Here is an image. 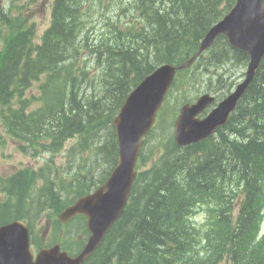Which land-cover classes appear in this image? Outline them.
I'll use <instances>...</instances> for the list:
<instances>
[{
  "label": "trees",
  "instance_id": "trees-1",
  "mask_svg": "<svg viewBox=\"0 0 264 264\" xmlns=\"http://www.w3.org/2000/svg\"><path fill=\"white\" fill-rule=\"evenodd\" d=\"M219 1L164 0L152 18H149L143 33L146 36L129 32L131 28L121 32L119 31L121 23L118 22L116 26L110 27L116 35L108 47L99 41L97 35H93L90 46L97 51L98 58L104 63L102 71L104 77L100 84L102 96L97 97L95 101H88L85 111L80 110L82 112L76 111L75 105L72 104L74 115L71 117L66 115L69 104L60 106L63 98L70 97L73 102L78 93L86 94L85 98L94 96L91 94V88L94 89L96 83L84 73L81 77L68 79L66 85L57 92L56 98L47 97L46 117L48 119L54 117L49 120L46 129L51 150L58 149L62 141L60 131H66L65 127L70 129L71 135L78 134L85 138L86 143L93 145L100 141L97 135H93V131H102L100 128L103 127L98 119L99 110L104 111L107 95L110 94L114 99L113 105L106 119L102 120L108 144L102 146L101 151L96 154L97 161L108 163L111 154L109 131L111 132L114 110L121 105L129 90L156 64L163 59L169 62L181 61L196 51L199 40L208 26L214 22V13L219 12ZM63 2L60 6L58 25L51 32L57 43L46 42L32 48L29 53L25 52L23 42L15 43L10 47L3 63H0V96L4 94L0 100V115L7 121L11 117L10 128L15 127L12 134H22L17 128L24 127L27 130L29 124L24 123L22 113L12 116L10 100L14 99L8 92L9 86L20 83L24 86L29 77L36 79L46 71L63 72L68 69L66 64L72 62L77 42L71 31L82 30L84 38L82 41L87 39L84 36L86 30L82 27H87L88 19L80 21L76 19L74 24L69 23L72 8L67 2L70 3L72 0ZM104 23L109 27L106 17ZM26 38V34H21L17 36L16 41L22 39L27 41ZM222 41L218 40L217 43ZM120 46L122 48L119 50ZM139 47H144L147 51L138 50ZM55 48H61L64 52L56 56L59 52H55ZM86 48L89 46L86 45ZM104 48L107 52L117 50L114 51V55L108 54ZM222 50L224 54L220 53ZM222 50L216 52L214 47L204 55L216 60L224 58L229 60L231 56L237 63L245 62L244 56L239 54L240 58H236L235 52L227 46H223ZM205 56L199 58L200 61L195 64L194 70L201 66ZM196 73L195 71L193 76H190V71L182 72L179 75L180 87L188 79L195 78ZM257 79L258 81L250 87L249 102L246 103L250 105V111L246 110L238 119V124L246 120L245 124L237 125L233 130L225 127L222 129L224 132L217 133L216 138H210L184 150L183 153L186 154L181 158H170V155H166L159 170L149 173L148 178L145 175L139 176L140 185L134 189L123 217L89 264H111V261H116L117 264H219L224 254L232 256L234 264H254L248 258V246L255 224L256 190L260 181L264 179V60ZM243 102L245 100L242 99L241 103ZM63 110H66L65 115H62ZM36 122L37 119H34L33 123ZM12 123H15L14 127L11 126ZM39 126L29 128V132L35 138L28 144L31 150L42 147L37 138V132L41 133L42 130ZM230 136L233 139L228 140ZM198 151L205 152L206 161H203L202 165L200 162L194 163ZM167 162L169 164L174 162V165L179 166L177 168L179 171L176 172L175 168L173 172L163 173L162 168ZM225 180L229 190H232L235 182L244 185L247 190L246 200L236 218L232 216L233 198L224 191ZM20 181L22 178L15 181V187L18 189L21 186ZM89 185L93 183L89 182ZM189 185L193 192L192 196L187 197L184 191ZM43 190L44 188L40 191ZM207 201L208 207L207 203L205 204ZM196 204L206 206L216 218L212 235L216 245H209V233L206 232V236H203L189 223L188 210L194 208ZM0 210L5 211V207H0Z\"/></svg>",
  "mask_w": 264,
  "mask_h": 264
},
{
  "label": "water",
  "instance_id": "water-1",
  "mask_svg": "<svg viewBox=\"0 0 264 264\" xmlns=\"http://www.w3.org/2000/svg\"><path fill=\"white\" fill-rule=\"evenodd\" d=\"M254 11L255 6L237 5L230 15L207 33L199 47V51L204 50L211 44L212 39L220 33L234 39L237 36L240 39L239 47L251 55L248 80L252 78L258 63V58L255 56L261 55L264 51V38L260 33L250 28V20ZM172 74L173 69L163 67L146 79L129 97L114 121L119 142V161L112 178L105 187L107 192L102 194L99 191L93 197L81 201L78 206L79 211L86 212L89 216L91 240L95 245L98 244L121 212V206L134 178L132 168L140 147V139L146 134L153 122V115L162 100L163 92H165ZM245 86L246 84L239 87L235 95L221 103L218 109L202 123L197 132L190 127L189 119L196 109L207 105V98L200 99L196 106L184 107L176 124L177 143L187 144L202 139L207 131H211L216 124L226 118L235 99L243 93ZM99 205L101 209L91 216ZM69 217L64 215L61 221L64 222ZM90 220L93 222V226L90 224ZM21 228L20 226H13L0 229V264H20L19 255L25 260L24 249L22 250L23 232ZM49 256L45 259L46 263L79 264L81 262V259H76L66 263L65 256L59 254L56 249L52 250Z\"/></svg>",
  "mask_w": 264,
  "mask_h": 264
},
{
  "label": "rangeland",
  "instance_id": "rangeland-1",
  "mask_svg": "<svg viewBox=\"0 0 264 264\" xmlns=\"http://www.w3.org/2000/svg\"><path fill=\"white\" fill-rule=\"evenodd\" d=\"M49 3H50V0H40V1H38V3L36 5H29L28 7H26V11H25L26 16H30L32 18L31 21L34 22L36 25V37H39L41 35L42 31L44 30V28L47 26L48 12L45 9V7ZM85 4H86V0L84 1L83 5H85ZM19 5H22V3H19ZM158 5L159 4H157V6ZM106 19L108 20L109 27L116 26L117 23L119 22L111 14H108L106 16ZM91 21L94 24V21L93 20H91ZM95 23H96V19H95ZM118 26H120V24ZM2 34H5V33L3 32ZM93 35H97V34H95V31L93 29L86 30L84 36L87 39L84 41V43H86L87 45H91V42H92L91 38ZM63 49L65 50V48H63ZM54 51L59 52L56 54V56H58V54L60 55V52H62V53L64 52L61 48L60 49L55 48ZM212 59L210 57L209 58L206 57L204 60H202V62L200 64L202 67L201 76L203 78L209 79V80H214V78H216V81L212 85H210V87L216 92V94H221L222 92H224L228 89V86H227L228 80L227 79L229 78V76L232 77L233 75H235L238 72V70L226 58L219 59V60H216V59L212 60ZM198 61H200V60H198ZM79 62H80V59H79ZM213 64L216 66H213ZM210 67H214V68L218 69L219 71L213 72L210 70ZM220 70H224L225 72H227L229 74V76L228 75L221 76L220 72H222V71H220ZM194 71L195 70L193 67L191 70V73H194ZM53 83L55 85H59L62 83V79L60 77H57ZM46 85H47V83H45L42 79H40L38 83H35L32 85L31 90L29 92L23 93L22 100H25V102H26L25 109H24V116H28L31 111H36V109H38L40 107L41 103L38 100V97L40 95L39 89L42 90V92L44 90H47ZM90 86H93V85H90ZM91 91H92L91 94H93V95L95 94V96H93V97L88 96L87 98H85L86 94L78 93L76 99L73 102L70 99V97L63 98V103L62 104L60 103V106H66L68 104L70 106L67 109L66 115L69 117L74 115V111L71 107L72 104L75 105L76 111L82 112V111H85L86 104L88 101H95L97 99V97L99 98L102 96L101 90L99 91V87H95L94 89L91 88ZM98 91H99V93H98ZM113 101H114L113 97L110 94H108L107 95V101L105 103L106 107L104 108V111L100 112V110H99V113H100L99 121L101 122V126L103 127V128H100V130H102V131H99V132H96V130L93 131V135H97L99 137V140H100V141H97L96 144L103 146V147H105V144L107 145L108 143H107V132L105 130V126L102 123V120H105L106 116L109 114L108 112H109L111 106L113 105ZM10 104L13 108L14 101L10 100ZM161 109H160V111H161ZM80 110H82V111H80ZM160 111H159V113H161ZM62 112H63L62 115H65L64 113L66 112V110H63ZM174 115H175V111H173V113H170L167 110L163 113V116L161 117L160 123L165 127V129H166L167 123L171 122ZM164 116H165V118H164ZM0 117H1V115H0ZM53 118L54 117H52L50 119L47 118V120L45 122H43L42 125H40L39 127L42 130L48 129L47 125L50 122L49 120H52ZM51 122H55V121H51ZM157 122L158 121H156L155 124H157ZM5 132H6V130L2 126L1 121H0V186H2L3 182L6 181V178L8 176L12 175L15 171H17L21 168H32L33 170H37L38 168L42 167L41 164L38 165L35 160H33V159H31V157L27 156V155H30L33 153L41 152L42 147L38 148V149L35 148L32 150L31 149L29 150L28 147L26 146L24 149L25 155H23L18 149V144L16 142H14ZM171 132H172V129H171ZM27 136L30 137V135H27ZM66 138H67V135H64L63 139H66ZM24 139L26 140V142H28V140H29L28 138H24ZM230 139H233V137L230 136V138L228 140H230ZM71 144H72V141L67 140L63 144V147H61L60 151L61 152L68 151L69 149H71ZM170 147H171V141L168 138V134H165L162 139H159L158 135L156 133L152 134L150 141L148 140L143 147V151L141 153V162H140L139 168H138L139 172H143V171L149 170L152 167H154L158 162V159L161 155V151L162 152H164V151L171 152V151H168V148H170ZM107 152L109 153V150H107ZM96 154H98V152ZM111 157H112V154H110L109 159ZM95 158H96V155H91L88 151L83 150V151H78V153H76L73 156V158H70L68 161L72 165L75 166L72 169L73 172L78 171L77 167L80 168L82 166H86L87 168H90L91 171L96 172V175L99 174V175L103 176L105 170H107L109 162L107 163V165L102 160H98V161H96V163H94L93 160H95ZM169 162H167L163 166V168H162L163 173L173 172V169L175 170V168H176V170H177V168H179L178 165H174V162H176V161L171 162V164H169ZM91 171H89L86 174L88 177L91 176ZM158 174H161V173H158ZM55 177H56L55 172H52L51 178H55ZM83 177H84V173H83ZM33 178H34V176H29V177L24 179L25 181L22 179V181H20L21 189H24L26 191L25 187L29 186L30 181ZM50 180L51 179L48 177L41 178V181L38 184L39 188L37 189L36 195L33 197V201H35L37 203H39L40 201L45 202V201L54 197V193H53L52 189L55 185H54L53 181L51 183H49ZM42 188H44V190L41 192L40 190ZM6 200H7L6 194L0 193V201L6 202ZM17 202L22 206L21 208L23 210V213L26 212L27 204L30 202V195L26 192L24 194H20V197L18 198ZM197 219H199V218H197ZM199 224H200V221H199ZM72 238H76L78 241H81L82 236L79 233H75L74 236L73 235L71 236V239ZM43 239L40 242L41 244H44ZM83 240H85V236H83ZM39 246L43 247L41 245H39Z\"/></svg>",
  "mask_w": 264,
  "mask_h": 264
},
{
  "label": "bare ground",
  "instance_id": "bare-ground-1",
  "mask_svg": "<svg viewBox=\"0 0 264 264\" xmlns=\"http://www.w3.org/2000/svg\"><path fill=\"white\" fill-rule=\"evenodd\" d=\"M195 11V10H194ZM88 25H87V27L86 28H90L92 25H93V23H92V21L91 20H88ZM69 25V24H68ZM64 26V25H63ZM76 27V26H75ZM75 31V30H74ZM82 31V30H81ZM170 47V46H169ZM229 48V47H228ZM230 49V48H229ZM232 50V49H231ZM165 52V51H164ZM105 53V52H104ZM74 54V53H73ZM112 56V55H111ZM176 57V56H175ZM190 58L193 60V61H195V62H197L198 60H199V58H196V57H194V56H190ZM59 65V64H58ZM213 66H216V65H214L213 64ZM140 68V67H139ZM192 68H193V66H188V69H189V71H190V76H193V74L194 73H191V70H192ZM63 71V70H62ZM126 71V70H125ZM133 72V71H132ZM114 73V72H113ZM134 73V72H133ZM119 76V75H118ZM119 80V79H118ZM82 82V81H81ZM77 83V82H76ZM91 84H93V82L91 83ZM109 86V85H108ZM80 88V87H79ZM4 91V90H3ZM6 91V90H5ZM7 92V91H6ZM64 92V91H63ZM77 92V91H76ZM71 93V92H70ZM125 94V93H124ZM8 96V95H7ZM57 96V95H56ZM60 96V95H59ZM56 98V97H55ZM62 98V97H61ZM58 100V99H57ZM61 101H62V99H61ZM117 101V100H116ZM241 101H242V99H240V100H238V103H241ZM184 103V100L183 101H181V104H183ZM0 105H1V103H0ZM65 105V104H64ZM70 107V106H69ZM49 110V109H48ZM47 110V111H48ZM75 111V110H74ZM113 111V110H112ZM61 114V113H60ZM111 117V116H110ZM109 117V118H110ZM56 119V118H55ZM58 119V118H57ZM74 119V118H73ZM99 119V118H98ZM65 124V123H64ZM218 124H216V126H217ZM69 126V125H68ZM225 128V126H221L220 127V129L222 130V129H224ZM95 130V129H94ZM81 133V132H80ZM217 133L218 132H212V131H207L206 133H205V135H204V137L200 140V143H203V142H205V141H207V140H209L210 138H216L217 137ZM60 134V133H59ZM80 136V135H79ZM27 147H28V144L26 145ZM28 149H29V147H28ZM38 149V148H37ZM30 150V149H29ZM176 172L177 171H179L178 169L177 170H175ZM91 186H93V185H91Z\"/></svg>",
  "mask_w": 264,
  "mask_h": 264
}]
</instances>
